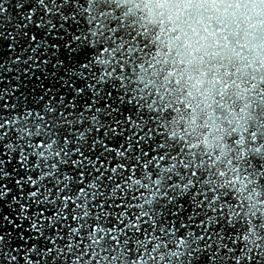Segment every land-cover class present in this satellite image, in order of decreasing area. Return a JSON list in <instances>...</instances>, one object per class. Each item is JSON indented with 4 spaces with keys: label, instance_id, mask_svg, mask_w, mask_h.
Listing matches in <instances>:
<instances>
[{
    "label": "snow or ice",
    "instance_id": "obj_1",
    "mask_svg": "<svg viewBox=\"0 0 264 264\" xmlns=\"http://www.w3.org/2000/svg\"><path fill=\"white\" fill-rule=\"evenodd\" d=\"M0 264H264V0H0Z\"/></svg>",
    "mask_w": 264,
    "mask_h": 264
}]
</instances>
